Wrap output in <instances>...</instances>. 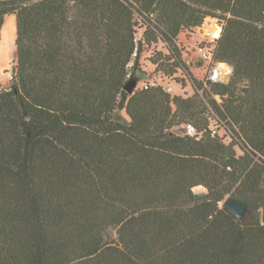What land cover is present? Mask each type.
Segmentation results:
<instances>
[{"label":"trees","instance_id":"obj_1","mask_svg":"<svg viewBox=\"0 0 264 264\" xmlns=\"http://www.w3.org/2000/svg\"><path fill=\"white\" fill-rule=\"evenodd\" d=\"M7 15L0 264H264L260 217L221 205L264 208V0H0V32ZM206 17L222 27L211 46L225 80H208L199 53L198 80L178 44ZM159 42L155 69L191 95L138 86Z\"/></svg>","mask_w":264,"mask_h":264},{"label":"rangeland","instance_id":"obj_2","mask_svg":"<svg viewBox=\"0 0 264 264\" xmlns=\"http://www.w3.org/2000/svg\"><path fill=\"white\" fill-rule=\"evenodd\" d=\"M209 18L214 19L215 23L221 27L217 18L206 17L202 25L193 28V30L191 31H183L178 37V44L182 48V57L184 61L189 65L192 74L198 80L204 79L205 71L203 64L199 61L200 59L196 46L203 39L206 38V40L209 41L214 36V34H207V32L202 28L204 23ZM141 30V28L138 30L137 37L140 36ZM220 32L221 30L219 31V33ZM15 37V17L13 15H7L4 19L0 32V88H7L11 84L12 64L15 58ZM157 51L167 52L164 45L160 42L157 44H152L151 46H148L143 50L140 57L141 71L138 72L140 78L138 86H141L144 82H156L163 84V86H165L166 88L171 87L172 94H181L184 96L191 95L194 90L189 80H187L185 86H181V84L175 81L174 78L167 77L166 75L161 74L155 69V65L153 64L151 59ZM231 70L232 68L230 66H228L227 64H222V78L227 79ZM177 77L182 78L184 77V75L180 71H178ZM119 113L126 117L123 111H119ZM179 128L183 127L180 126ZM212 128L217 129V125L214 121L212 124ZM218 134L222 136L226 142H229L231 140L228 133L222 127L218 129ZM238 152L240 153V150H238ZM194 191L197 193H203L206 190L203 186H196L194 187ZM255 215H258L260 217L261 211L256 213L247 211L244 218H249ZM116 236L117 231L114 227L109 228L105 233V239L107 242H113L116 239Z\"/></svg>","mask_w":264,"mask_h":264},{"label":"built area","instance_id":"obj_3","mask_svg":"<svg viewBox=\"0 0 264 264\" xmlns=\"http://www.w3.org/2000/svg\"><path fill=\"white\" fill-rule=\"evenodd\" d=\"M207 34H209V33L207 32ZM219 35H220V33H218V35H214L211 38V40H209V41L206 40V38L203 39L206 41V44H204L198 50L200 57L205 62H207L209 64V71H208L207 78H208V80H210L212 82L225 80V78H222V64H225V63L215 61L214 56H213V52H212V46H211V43L214 41V38L218 37ZM167 89H168V91H171L172 88L168 87ZM188 130H189V132H192L193 128L191 126H188Z\"/></svg>","mask_w":264,"mask_h":264},{"label":"water","instance_id":"obj_4","mask_svg":"<svg viewBox=\"0 0 264 264\" xmlns=\"http://www.w3.org/2000/svg\"><path fill=\"white\" fill-rule=\"evenodd\" d=\"M221 29L222 28L220 27V30ZM135 84H136L135 80H130L127 83V85L125 86V89L130 92L133 89V87L135 86ZM221 205L226 207L228 210L233 212L238 218H241V219L244 218L246 212L248 211V208L244 203L240 202L239 200H237L236 198H234L231 195H228L222 201ZM260 220H261L262 225H264V208L261 209Z\"/></svg>","mask_w":264,"mask_h":264},{"label":"bare ground","instance_id":"obj_5","mask_svg":"<svg viewBox=\"0 0 264 264\" xmlns=\"http://www.w3.org/2000/svg\"><path fill=\"white\" fill-rule=\"evenodd\" d=\"M204 31L208 32L209 34L218 35L220 31V26L215 23V20L209 18L202 27Z\"/></svg>","mask_w":264,"mask_h":264}]
</instances>
